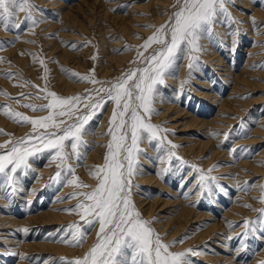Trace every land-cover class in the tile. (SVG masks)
Masks as SVG:
<instances>
[{
  "label": "rangeland",
  "instance_id": "374dc122",
  "mask_svg": "<svg viewBox=\"0 0 264 264\" xmlns=\"http://www.w3.org/2000/svg\"><path fill=\"white\" fill-rule=\"evenodd\" d=\"M32 3L38 6L32 13L38 23L25 22L26 13L19 12L12 22L18 23L19 28L11 27L10 23L6 30L0 25V130L5 133L0 134V145L11 146L10 142L45 131L34 130L31 123L5 114L19 112L30 118L49 115L50 110L24 107L50 103L51 98L45 99L46 92L39 89L46 86L47 91L60 97H84L93 89L111 87L130 70L142 68L146 57L159 47L153 44L145 50L142 45L170 21L180 6L178 0H32ZM262 4L264 0H234V4H226L230 15L218 14L212 31L202 35L199 40L202 50L195 53L198 61L191 70L187 51L178 54L173 68L165 75L164 85L158 86L153 106L159 114L150 119L167 129L162 133L164 147H158V141L149 142L146 134L139 144L145 152L139 156V174L132 177L131 198L155 233L164 243L172 245L171 251L194 250L195 254L189 252L186 257L189 264L264 262V229L241 238L247 231L244 222L257 221L264 209L261 199L264 197V18L256 15L264 11ZM73 43L75 48L70 46ZM256 43L260 50L249 52ZM138 50L142 56H138ZM249 57L253 60L247 64ZM245 71L250 73L246 75L247 82L241 90L234 91L236 76ZM73 72L109 83L78 81ZM45 76L46 80L42 79ZM22 93L32 95L19 102L13 99ZM228 100H234V106L224 110L222 103ZM169 106L172 109L168 110ZM79 108L86 110L83 104ZM115 108L114 102L104 103L85 126L82 158L72 157L68 161L74 173L65 168L59 178L50 179L58 171L59 160L45 149L29 157V168L14 174L17 191L11 192L6 177L0 174V264H67L83 257L97 242L98 224L87 230L81 246L61 242L71 238L70 226L76 224L86 229L79 211L65 209L84 202L81 195L70 198L73 194L91 192L98 184L92 173L105 162ZM193 115L202 124L218 116L223 120L215 128L193 123ZM169 140L179 145L172 149L179 159L161 164L157 158L166 157L167 149L171 148ZM232 148L237 151H230ZM4 152L6 149H0V154ZM162 168L167 171L160 174ZM75 178L89 187L67 182ZM168 201L172 204L166 205ZM149 202L154 205L152 212L147 210ZM185 205L193 209L196 218L192 225L180 228L175 219ZM156 206L160 207L155 210ZM161 206L164 209L160 210ZM50 211L60 213L59 221H46L42 217ZM171 218L174 223L164 228ZM253 228H260V224H254ZM181 238L182 242H177ZM44 243L63 249L40 245ZM245 243L246 250L241 248Z\"/></svg>",
  "mask_w": 264,
  "mask_h": 264
},
{
  "label": "snow or ice",
  "instance_id": "6c2138e0",
  "mask_svg": "<svg viewBox=\"0 0 264 264\" xmlns=\"http://www.w3.org/2000/svg\"><path fill=\"white\" fill-rule=\"evenodd\" d=\"M178 3L180 6L170 21L161 25L142 45L145 50L153 44L159 46L146 57V63L142 68L132 69L112 83L111 87L93 89L88 96L84 97L80 95L60 97L55 92L47 91L46 86L44 89H39L46 92L45 99L51 98L50 103L41 106L26 104L24 107L34 111L50 110L47 116L30 118L19 112L5 113L14 116L18 121L31 123L34 130H45L43 133L36 132L35 135L23 137L14 143L10 142L11 146L9 143L0 145V149H6V152L0 154V174L6 177L8 189L15 192L18 189L14 174L18 170L29 168V157L45 149L52 151L53 158L59 160L58 171L50 179L59 178L61 170L65 168L70 174L74 173L68 161L72 157L77 160L82 158L81 149L86 147V141L83 139L85 126L96 111L103 108L104 103L111 101L116 106L110 120L111 127L108 134L111 140L106 146L108 151L104 158L105 162L103 166H97L92 173L98 184L91 192L73 194L70 198L81 195L84 197V202L73 209H65L69 212L79 211L85 219L86 229L82 230L76 224L70 226L71 238L62 239L61 242L81 246L87 230L98 224L97 242L83 257L67 261V264H189L186 259L188 253L195 254L192 249L187 252L171 251L172 245L164 243L159 234L155 233L150 222L142 218V214L136 209L131 198V190L134 186L132 177L139 174V156L145 152L139 146L142 136L146 134L149 142L158 141L157 146L164 147L165 136L162 133L167 132V129H162V126L150 122L152 115L159 114L153 106L154 99L159 94L158 86L164 85L165 75L173 68L178 54L187 51L190 57L188 65L190 70L196 65L198 56L195 53L202 50L199 40L203 34L212 31V24L216 21L218 14L230 15L225 5L234 4V0H182V3L178 0ZM37 7L32 0H0V25H3L6 30H9L10 23L11 27L19 28L18 23H12L19 12L26 13L25 22L31 21L35 25L38 21L32 13ZM70 46L76 47L75 43ZM142 55L143 53L138 50V56ZM65 71L69 70L65 69ZM137 73L140 74L137 75ZM72 76L78 81L102 85L109 83L95 80L91 76H81L75 72ZM42 79L46 80V76ZM33 86L39 88V86ZM31 95L22 93L20 97L13 99L19 102L20 99L30 98ZM94 95L99 98L94 99ZM80 104L84 105L85 111H80ZM77 112L80 114L76 115ZM64 117L72 122L62 119ZM0 134L5 133L0 130ZM167 144L171 145V148L167 149L166 157L157 158L161 164H170L173 158L179 159L172 151L179 145L173 144L170 140ZM68 148L71 151H66ZM230 151L235 153L237 150L232 148ZM213 170L214 168L209 169V171ZM166 171V168H162L160 174ZM204 179L205 176L201 170L200 180ZM67 182L76 184L78 187H89L79 183L78 178ZM221 190H223L222 186ZM261 199L264 201V197ZM261 218H264V209L260 210L257 221L244 222L247 231L241 234V238L246 239L250 232L264 229V219ZM257 223L260 224V228L254 229L253 225ZM182 240L183 238L177 242ZM241 248L246 250V243L242 244Z\"/></svg>",
  "mask_w": 264,
  "mask_h": 264
},
{
  "label": "bare ground",
  "instance_id": "6f19581e",
  "mask_svg": "<svg viewBox=\"0 0 264 264\" xmlns=\"http://www.w3.org/2000/svg\"><path fill=\"white\" fill-rule=\"evenodd\" d=\"M247 1V0H246ZM250 1V0H249ZM258 11V10H257ZM256 12V11H255ZM254 12V13H255ZM259 15L260 17H263L264 18V11H262V12H257L256 13V15ZM255 15V14H254ZM259 18V17H258ZM135 19V18H134ZM262 22V21H261ZM125 25V24H124ZM128 26V25H127ZM129 27V26H128ZM132 27V26H131ZM127 28V27H126ZM130 28V27H129ZM131 29V28H130ZM129 29V30H130ZM128 30V29H127ZM257 35V34H256ZM256 37H258L257 39H259L260 37L259 36H256ZM262 37V36H261ZM29 38V37H28ZM256 39V40H257ZM28 45V44H27ZM260 45H258V43H256L255 45H254V48L252 47V49L249 51V52H252V53H254V51L255 52H257V51H259L260 49V47H259ZM32 49V48H31ZM252 53H250V54H252ZM210 54V53H209ZM215 53H213V54H211V55H208V57H211V56H213ZM251 56V55H250ZM255 58H256V56H255ZM214 59V58H213ZM216 60V59H215ZM252 60H253V57H249V59H248V62H247V64H250L251 62H252ZM216 61H219V60H216ZM219 64V63H218ZM184 69V68H183ZM182 69V70H183ZM184 71V70H183ZM249 75L250 73H248L247 71H245L242 75H240V76H236V80H235V90L234 91H237V90H241V86H242V84L243 83H246L247 82V76L246 75ZM182 75H183V73H182ZM226 75H228V74H226ZM183 79V78H182ZM200 82V81H199ZM205 86H207V85H205ZM237 103V102H236ZM234 104V100L233 101H226V102H223L222 103V108L225 110V109H228L229 110V107H231V105H233ZM234 106V105H233ZM222 108H220V110H222ZM169 109H172V107L171 106H169V108H168V110ZM233 110H234V108H232ZM227 110V111H228ZM230 112V111H229ZM180 113V112H179ZM181 113H183L182 111H181ZM227 113V112H226ZM231 113V112H230ZM245 113V112H244ZM195 114V113H194ZM216 117V116H215ZM221 118H223V117H216V119H213V121L212 122H207L206 120H204V123L202 124V122H201V120H200V118H198L197 116H195V115H193V123H196V124H202V125H205V124H210V125H212V127L214 126L215 128H216V126L218 125V121H221V120H223V119H221ZM225 122V121H224ZM227 122V121H226ZM230 122V121H229ZM220 123V122H219ZM222 123H223V121H222ZM219 125H221V124H219ZM218 125V126H219ZM221 127V126H220ZM219 128V127H218ZM263 133V132H262ZM262 141V140H261ZM197 143V142H196ZM204 145V144H203ZM191 147H193V146H191ZM100 148V147H99ZM187 148H189V147H187ZM194 148H196V147H194ZM190 149V148H189ZM191 150V149H190ZM100 153V152H99ZM98 153V154H99ZM94 156V155H93ZM185 182V181H184ZM174 193V192H173ZM184 202V201H183ZM180 202H178L177 203V201H176V204H179ZM188 203V202H187ZM152 203H150L149 202V205L147 204V206H148V209L147 210H149V212H152L153 210H154V205L152 204ZM172 204V202H166V205H171ZM165 205V206H166ZM157 207H160V206H156V208H155V210L157 209ZM162 208L160 209V210H162V209H164V206H161ZM43 214V213H42ZM60 213H58V212H55V211H50V212H48V213H44L43 215H42V217L46 220V221H56V220H58L59 218H60V215H59ZM146 214H147V212H146ZM41 215V214H40ZM39 215V216H40ZM227 215H228V212H227ZM63 216V215H62ZM199 216H197V218H198ZM194 218H196V217H194V212H193V209H189V208H187V206L185 205L184 206V208L182 209V211H181V213L178 215V217L175 219V222L176 221H178L177 223L179 224V226H180V228H182V227H184V226H187L188 224H190V225H192L191 224V222H195L193 219ZM208 218V217H207ZM38 219V218H37ZM41 220H43V219H41ZM62 220V219H61ZM60 220V221H61ZM59 221V220H58ZM17 223V222H16ZM53 223H55V222H53ZM174 223V221H173V219L171 218L170 219V221H168L167 223H166V226L164 227V228H168V226L169 225H171V224H173ZM214 229L216 230V227H214ZM216 232V231H215ZM178 233V232H177ZM41 246H44V247H47V248H50V249H54V250H62L63 248L62 247H59L58 248V246H54V245H51V244H40ZM45 250V249H44Z\"/></svg>",
  "mask_w": 264,
  "mask_h": 264
}]
</instances>
